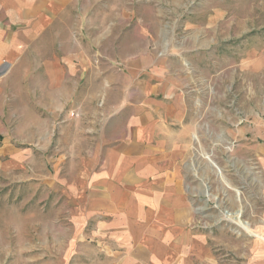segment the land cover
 <instances>
[{"label": "rangeland", "instance_id": "obj_1", "mask_svg": "<svg viewBox=\"0 0 264 264\" xmlns=\"http://www.w3.org/2000/svg\"><path fill=\"white\" fill-rule=\"evenodd\" d=\"M69 12L62 40L47 44L111 59L116 101L131 78L125 63L157 66L167 86L159 134L182 193L175 205L189 206L191 221L184 229L168 222L166 232L151 228L157 252L181 259L171 264H264V0H79ZM82 92L85 84L55 125L68 118L85 127L84 112L101 108ZM51 124L52 141L59 130ZM64 144L46 158L33 150L24 170H0V264H56L64 244L54 241L71 232V201L53 191L77 184L86 159L85 149ZM59 155L66 157L55 165ZM149 220L161 224L152 214Z\"/></svg>", "mask_w": 264, "mask_h": 264}, {"label": "crops", "instance_id": "obj_2", "mask_svg": "<svg viewBox=\"0 0 264 264\" xmlns=\"http://www.w3.org/2000/svg\"><path fill=\"white\" fill-rule=\"evenodd\" d=\"M78 1L0 0V170L28 168L35 149H43V158L45 152L51 157L46 150L57 144L85 149L83 168L74 178L77 184L65 183L53 191L71 201V232L54 241L64 244L54 254L56 264L180 262L173 253L157 252L149 235L151 228L166 232L167 222L184 229L191 221L189 206L175 205L182 193L171 171L173 162L165 160L172 153L165 150L167 137L160 136L164 105L159 99L167 86L156 76L157 66L142 71L125 63L131 78L116 101L118 90L110 87L108 74L111 59L92 61L78 46L72 50V44L66 49L54 43L53 55H46L51 37L62 40L64 22ZM80 84L86 85L85 101L98 102L101 108L84 112L85 127L68 118L55 125L62 110L78 103ZM51 123L59 130L52 141ZM67 129L69 140L64 138ZM65 157L59 155L55 165ZM151 214L161 224L150 221Z\"/></svg>", "mask_w": 264, "mask_h": 264}, {"label": "bare ground", "instance_id": "obj_3", "mask_svg": "<svg viewBox=\"0 0 264 264\" xmlns=\"http://www.w3.org/2000/svg\"><path fill=\"white\" fill-rule=\"evenodd\" d=\"M236 217V216H235ZM243 224V223H242Z\"/></svg>", "mask_w": 264, "mask_h": 264}]
</instances>
